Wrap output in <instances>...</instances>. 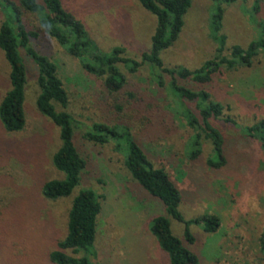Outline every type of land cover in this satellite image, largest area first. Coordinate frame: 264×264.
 Returning <instances> with one entry per match:
<instances>
[{
    "label": "rangeland",
    "instance_id": "rangeland-1",
    "mask_svg": "<svg viewBox=\"0 0 264 264\" xmlns=\"http://www.w3.org/2000/svg\"><path fill=\"white\" fill-rule=\"evenodd\" d=\"M61 4L83 25L90 44L101 52L121 47L126 57L135 59L150 49L155 18L137 0H61ZM254 4L259 11L251 23L248 13ZM211 7L209 0H191L178 40L160 54L165 67L193 71L214 56L208 24ZM9 15L10 11L0 6V24L7 22ZM261 22L264 0H239L224 6L221 33L226 37V48H245L256 40ZM24 23L38 35L30 41L32 48L57 66L69 96L66 111L78 124L74 144L86 167L69 197L57 201L44 198L43 185L62 178L52 164L60 145L59 130L37 110V66L21 52L26 71L25 125L21 131L8 133L0 123V264H52L49 255L65 236L70 203L84 190L99 198L101 211L94 246L78 252L77 258L94 264H170L150 232L154 218L164 216L173 235L197 257L198 264H261L263 156L259 144L245 137L242 128L264 120V58L257 56L249 67H222L208 84L180 81L192 91L207 93L234 122H212L223 135L227 160L224 168L214 170L206 166L212 157L208 142L202 143L197 161L187 159L185 144L190 131L179 109L166 107L170 98L166 101L164 91L151 84L146 67L134 75L120 68L128 86L121 94L109 96L102 80L87 73L77 58L47 37L34 15L26 14ZM8 89V66L0 52V101ZM130 92L154 99L156 108L140 109L128 100ZM188 106L196 112L194 104ZM94 123L127 125L148 159L163 168L177 188L183 219L195 221L215 215L220 221L217 232L209 234L201 223L191 224L188 228L194 243L188 244L183 237L184 224L168 217L161 202L131 180L123 155L112 144L97 146L83 138Z\"/></svg>",
    "mask_w": 264,
    "mask_h": 264
},
{
    "label": "trees",
    "instance_id": "trees-1",
    "mask_svg": "<svg viewBox=\"0 0 264 264\" xmlns=\"http://www.w3.org/2000/svg\"><path fill=\"white\" fill-rule=\"evenodd\" d=\"M209 1L212 7L208 24L213 34L210 37L215 44L214 56L193 71L184 68L169 69L160 58V54L178 40L184 26V17L191 7V0H137L139 5L155 18V27L150 38V49L135 59L126 57L121 47L104 53L90 44L83 25L64 10L61 0H18L17 4L3 0L0 3L3 9L10 11L8 21L0 24V52L8 66L9 82V89L0 101V123L8 133L18 132L24 128L26 71L21 58V52H24L37 66L36 83L39 89L37 110L59 130L60 145L53 154L52 164L62 178L50 180L43 185L42 194L45 199L57 201L69 197L80 182L86 162L74 144L78 124L66 111L69 96L58 75L57 66L50 58L38 54L32 48L30 41L35 40L38 35L26 28L24 16L34 15L47 37L53 39L70 56L77 58L87 73L102 80L103 90L109 96L121 94L128 86L126 76L120 68L134 75L142 67H146L151 84L157 90L164 91L166 101L168 97L170 98L171 102L167 103L166 107L179 109L190 131L185 144L187 159L191 162L197 161L201 156L202 143L208 142L212 157L206 161V166L220 170L227 164L224 138L212 122L220 121L227 124L234 122L224 116L223 107L211 101L207 93L192 91L182 86L180 81L190 80L200 85L208 84L222 67L228 69L249 67L257 56L264 58V22L259 24L261 29L257 39L245 48L237 45L226 48V37L221 33L224 6L233 5L239 0ZM258 11V5L254 4L248 13L251 23H255L254 15ZM127 98L140 109L156 108L152 103L154 99H148L141 94L130 92L127 93ZM189 104H194L196 112L191 110ZM57 107L62 110L58 111ZM242 133L259 144L264 169V120L242 128ZM83 138L97 146L112 144L114 149L123 155V165L131 180L148 195L159 200L168 217L184 224L183 237L188 244L194 243L188 228L191 224L199 222L207 233L217 232L220 221L215 215H208L195 221L183 219L178 210L180 196L177 188L166 171L156 167L148 159L127 125L109 126L94 123L83 133ZM100 211L99 198L92 191H80L73 198L67 212L65 236L58 242L57 249L49 255L52 264H94L75 255L80 251L87 252L94 246ZM150 232L160 249L168 256L170 264H198L197 257L173 235L166 217L154 218ZM259 256L261 264H264V228L259 238Z\"/></svg>",
    "mask_w": 264,
    "mask_h": 264
}]
</instances>
